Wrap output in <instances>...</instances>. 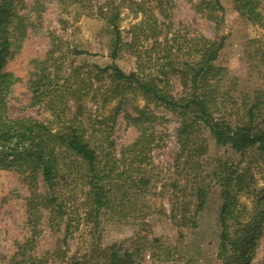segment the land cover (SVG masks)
I'll use <instances>...</instances> for the list:
<instances>
[{
	"label": "trees",
	"instance_id": "1",
	"mask_svg": "<svg viewBox=\"0 0 264 264\" xmlns=\"http://www.w3.org/2000/svg\"><path fill=\"white\" fill-rule=\"evenodd\" d=\"M49 1L0 0V170L20 175L33 188L42 178L46 191L31 199L29 224L36 227L33 212L39 205L49 210L51 226L65 221V217L72 214L69 202L74 190L67 191L72 186L83 189L81 218L84 223L91 220L98 223L103 210L116 200H125L126 187L148 190L153 179L147 168L152 162V152L162 145L164 135L158 127L165 117L139 107L137 101L142 98L149 106L173 113L179 121L176 133L181 149L176 161L178 175L186 170L198 172L203 168L201 161L208 164L203 160L209 151L205 134L217 146L240 158L237 163L218 159L213 178L220 181L223 196L221 264H244L245 246L251 240L252 229L236 227L242 223L236 215L238 192L245 185L251 188L247 179L253 169L264 167V89L242 97L234 96L233 105L229 107L230 93L225 92L223 96L220 93L227 72L216 65L224 39L173 29L172 0H156L147 6L136 0H75L89 10L88 14L102 18L111 27L114 33L112 59L125 47L131 48L137 57V69L127 73L115 63L91 64L87 66L91 75L64 78L61 75L63 61L69 57L70 49H61L58 58H53L57 50H51L43 59L33 61L30 90L32 105H43L50 110L52 121L10 116L6 98L16 80L4 69L5 62L20 50L30 30L42 20ZM233 1L243 17L264 26L260 0ZM127 8L143 14L130 29L134 38L131 44L123 43L120 27L123 9ZM195 9L217 27L224 22L225 8L221 0H199ZM256 50L264 54V44ZM82 53L75 50L74 55ZM81 70L80 67L76 71ZM72 79L75 83H71ZM176 87L182 90L178 92ZM113 102L117 103L114 115L106 116L104 112ZM128 107L133 108L135 114H131ZM121 112L128 125L136 129L137 137L133 143L123 146L118 156L111 139L113 125L110 122L113 124ZM206 186L204 179H199L187 195L196 200V210L205 204ZM179 187L182 188L173 184L174 189ZM260 200L263 201L264 196ZM182 202L189 201L183 199ZM181 212L180 217L185 220L187 206ZM262 216L260 211L254 217L258 225ZM172 217L176 218V214ZM71 220L66 222L67 234ZM35 236L34 233L19 246L12 264H46V257L33 252ZM101 250L102 260L97 264H134L135 253L125 242H114ZM65 254L67 251L59 246L52 256L63 259ZM63 264L91 263L88 258L75 256Z\"/></svg>",
	"mask_w": 264,
	"mask_h": 264
},
{
	"label": "rangeland",
	"instance_id": "2",
	"mask_svg": "<svg viewBox=\"0 0 264 264\" xmlns=\"http://www.w3.org/2000/svg\"><path fill=\"white\" fill-rule=\"evenodd\" d=\"M136 1L147 6L156 0ZM198 1L172 0V28L197 31L212 39H224V47L216 65L226 69L227 75L221 82L220 93L222 96L225 92L230 93V107L234 96L242 97L254 93L256 89H264V54L256 50L264 44V26L243 17L236 10L233 0H221L225 8L224 22L217 27L214 21L196 11ZM260 2L264 15V0ZM87 11L75 0L48 2L42 20L30 30L20 50L5 62L4 69L11 72L16 80L6 98L10 116L52 121L50 110L43 105H32L30 90L33 61L43 59L51 50H57L53 58H58L61 49H70L69 57L63 61L61 75L64 78L91 75L87 67L91 64L105 66L115 63L127 73L137 69V57L131 48L125 47L116 59H112L114 33L111 27L102 18L88 14ZM142 16L141 11L136 13L130 8L123 9L120 20L123 43H132L134 38L130 29ZM75 50L83 53L74 55ZM80 67L81 72L76 71ZM71 83H75V80L72 79ZM176 89L180 92L182 87ZM137 105L165 117V121L158 127L164 135L162 145L152 152V162L147 168L153 179L148 190L126 187L128 194L125 200H116L111 207L103 210L98 223L93 220L84 223L81 218L84 212L83 189L81 186L75 189L72 186L67 190H74L69 202L72 214L67 215L60 225L53 227L49 210L39 205L33 212L37 223L33 228L29 224L32 215L31 199H36L46 191L42 178L38 179L37 186L33 188L20 175L0 170V264L14 263L19 246L30 240L34 233L33 252L46 257V264L68 263L75 256L84 260L88 258L91 264H97L102 260L101 249L114 242H125L132 249L135 253L134 264H221L220 208L223 196L221 183L213 178V172L217 169L218 159H229L237 163L240 158L226 148L217 146L205 134L209 151L203 160L208 164L201 161L203 168L198 172L186 170L188 174L183 171L178 175L176 161L181 149L176 136L179 126L177 117L165 109L147 105L142 98L137 101ZM116 106V102L111 103L105 115L113 116ZM128 110L135 114L133 108L128 107ZM123 115L121 112L113 124L110 122L113 125L111 139L115 142L118 156L123 146L133 143L137 137L136 129L128 125ZM54 127L57 128L56 125ZM251 173L253 175L250 174L247 179L251 188L245 185L238 192L236 215L242 223L236 227L252 229L251 240L245 246L247 258L244 264H264V200H260L264 196V167L253 169ZM194 174H197L196 177ZM199 179H204L208 193L204 206L196 210V200L187 195ZM173 184L181 185L182 188L176 190ZM183 199L189 202H182ZM185 206L187 218L182 220L181 211ZM260 211L263 219H259L258 225L257 217H254ZM173 214H176V218L172 217ZM69 218L72 220L67 234L66 222ZM59 246L67 251L63 259L62 256H52Z\"/></svg>",
	"mask_w": 264,
	"mask_h": 264
}]
</instances>
